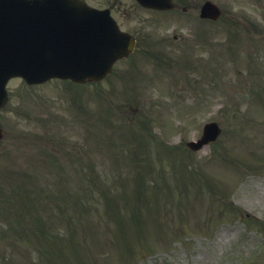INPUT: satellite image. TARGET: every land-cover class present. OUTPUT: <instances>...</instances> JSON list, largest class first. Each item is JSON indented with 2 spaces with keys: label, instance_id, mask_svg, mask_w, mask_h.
I'll return each instance as SVG.
<instances>
[{
  "label": "rangeland",
  "instance_id": "obj_1",
  "mask_svg": "<svg viewBox=\"0 0 264 264\" xmlns=\"http://www.w3.org/2000/svg\"><path fill=\"white\" fill-rule=\"evenodd\" d=\"M191 1L198 5L202 0ZM213 1L223 15L206 24L197 20L195 10L181 12L178 20L173 14L133 13L134 19L147 18L141 22L149 36L144 48L150 39L151 46L161 44L158 54L170 50L164 65L136 53L130 56L137 62L134 69L128 64L119 75L95 83L69 87L52 79L31 88L10 83L17 87L19 108L15 116L9 114L10 124H2L11 134L20 130V136L0 139V228L1 221L9 225L0 231V264L14 228L39 220L51 225V236L27 248L24 242L31 238L21 233L14 253L18 264H68L78 252L83 259L75 264H264V238L252 228L254 218L264 219V0ZM236 27L241 50L231 49ZM257 51L262 55L251 68L246 62ZM241 93L247 95L240 98ZM148 116L165 126L163 137L158 127L149 126ZM145 119V127L137 125ZM207 120L221 123L218 142L193 152L179 143L198 136ZM181 125L187 135L176 136L178 148L171 158L157 144ZM109 136L123 146H113ZM138 171L153 178L146 183L151 193L144 202L130 198L131 206L120 208L133 220L122 228L127 242L116 227L108 238L101 231L105 217L99 216L109 209L107 217H113L123 187L139 198V181L131 179ZM118 175L130 178L105 188ZM97 179L101 184L92 192ZM53 181L61 187L51 186ZM159 187H167L168 199L152 194ZM100 191L118 194V203ZM79 195L85 204L94 195L88 206H95L83 204L79 218L58 216L64 199ZM175 195L185 198L184 217L173 216L183 205ZM139 205L142 218L130 216ZM68 220L87 221L90 229L93 221V244L82 231L66 234ZM83 243L93 245L96 254Z\"/></svg>",
  "mask_w": 264,
  "mask_h": 264
},
{
  "label": "water",
  "instance_id": "obj_2",
  "mask_svg": "<svg viewBox=\"0 0 264 264\" xmlns=\"http://www.w3.org/2000/svg\"><path fill=\"white\" fill-rule=\"evenodd\" d=\"M56 11L0 0V92L2 82L14 74L27 81L52 74L77 80L97 76L122 48L123 40L106 23H94L78 11L80 17L63 16L61 7Z\"/></svg>",
  "mask_w": 264,
  "mask_h": 264
}]
</instances>
